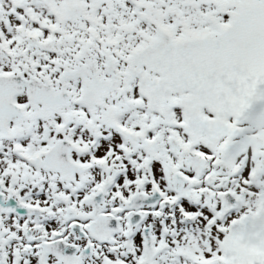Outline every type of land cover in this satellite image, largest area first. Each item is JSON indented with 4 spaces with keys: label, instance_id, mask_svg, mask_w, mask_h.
I'll use <instances>...</instances> for the list:
<instances>
[{
    "label": "snow or ice",
    "instance_id": "6c2138e0",
    "mask_svg": "<svg viewBox=\"0 0 264 264\" xmlns=\"http://www.w3.org/2000/svg\"><path fill=\"white\" fill-rule=\"evenodd\" d=\"M0 264H264V0H0Z\"/></svg>",
    "mask_w": 264,
    "mask_h": 264
}]
</instances>
